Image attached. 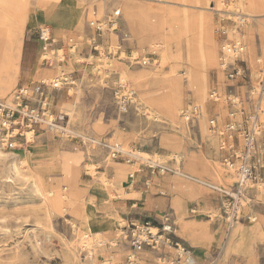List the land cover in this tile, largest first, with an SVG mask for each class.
Instances as JSON below:
<instances>
[{"label": "rangeland", "instance_id": "obj_1", "mask_svg": "<svg viewBox=\"0 0 264 264\" xmlns=\"http://www.w3.org/2000/svg\"><path fill=\"white\" fill-rule=\"evenodd\" d=\"M80 1L81 19L62 35L82 32L93 11L103 18L119 10L117 29L126 36V50L151 56V60L147 65L103 61L101 69L109 67L112 72L101 71L94 78L85 74L75 86L53 92L52 109L67 113L68 126L97 143L81 144L39 126L27 134L31 136L28 143L12 149L0 147V264H125L131 250L122 226L145 218L156 223L165 214L173 222L174 239L190 249L196 264H210L224 245L222 194L217 188H227L234 181L219 147L229 119L227 98L237 95L249 110L259 84L264 91V0ZM221 1L223 9L216 12L211 6ZM219 26L226 29V35L218 34ZM36 29L24 30L19 46L0 36V69L6 79L1 98H9L18 85L52 74V70L38 68L37 43L30 44L28 53L25 48ZM225 36L243 46L236 63L244 76L230 79L219 69V47ZM110 38L116 40L117 35ZM136 72L148 73L152 80L146 75L135 78ZM117 78L128 81L138 95L137 104L126 113L114 103L112 87ZM193 79L203 85L198 96ZM213 87L219 93L215 99L208 95ZM193 105L198 106L197 117L193 113L189 121L184 120L181 110ZM209 119L214 120L213 126ZM260 122L256 144L264 150V111ZM113 143L170 163L188 175L179 180L183 187L191 185L194 193L182 198L181 221L170 200L176 173L151 172L140 160L113 159L107 146ZM23 152L29 153L30 164L21 166L16 157ZM187 155L194 158L191 164ZM120 166L124 168L121 175L114 170ZM215 169L220 172L218 179ZM189 176L212 184L192 181ZM42 186L61 196L56 210L46 212ZM246 193L235 224L246 229L242 242L229 257L212 264H264V178L254 181ZM159 198L164 202L159 203ZM192 208L197 212L191 213ZM85 215L111 218L113 225L110 231L95 235L86 230ZM256 224L263 234L250 232ZM137 256V264H182L176 250L168 247L144 248Z\"/></svg>", "mask_w": 264, "mask_h": 264}, {"label": "built area", "instance_id": "obj_2", "mask_svg": "<svg viewBox=\"0 0 264 264\" xmlns=\"http://www.w3.org/2000/svg\"><path fill=\"white\" fill-rule=\"evenodd\" d=\"M224 4L221 1V4H212L211 7L216 12H221ZM118 15L119 10H115L113 14L99 18L93 11L82 32H71L58 37L52 34L47 25H41L36 29L35 38L40 47L37 56L38 68L52 70V74L16 86L9 98L0 97V147L12 149L19 144L28 143L31 136L27 137V134L34 132L39 126L57 130L62 136L78 140L81 144L97 143L95 138L71 129L68 126V114L53 110L51 98L53 92L75 86L85 74L94 78L101 71L112 72L109 67L101 69L103 61L108 64L107 61L118 59L124 60L128 65L150 63L151 56L126 50L124 46L126 36L117 29ZM217 32L226 35L223 26H219ZM112 34L117 35L116 40L110 38ZM242 49L240 41L229 40L226 36L220 43L218 66L230 79L244 76V69L236 63ZM263 92L259 84L249 110L243 106L237 95L231 94L227 98L230 103L229 119L225 123L224 136L219 147L224 153L225 164L232 170L234 181L227 188H217L222 194L220 209L225 224L222 245L240 218L241 202L246 190L251 183L264 178L262 171L264 150L256 144L261 125L260 115L264 111ZM112 94L114 103L121 113H126L131 106L137 104L136 90L122 78L114 81ZM208 95L211 99L219 97L218 90L214 87L209 90ZM195 111L193 105L191 109L184 108L180 113L184 120L189 121ZM209 125H214L213 119H209ZM107 146L113 159L122 157L126 162L140 160L151 172L155 170L162 173L177 172L176 168L169 165L170 163L145 158L135 150L123 148L118 143ZM175 159L177 160V157L173 155L172 162H175ZM132 175L133 173H130V177ZM196 212L195 208L191 209V213ZM122 228V235L131 250L125 264H137V254L144 248L158 247L175 249L182 264H188L192 260L190 249L174 239L173 222L168 214L156 223L149 218L130 220Z\"/></svg>", "mask_w": 264, "mask_h": 264}, {"label": "crops", "instance_id": "obj_3", "mask_svg": "<svg viewBox=\"0 0 264 264\" xmlns=\"http://www.w3.org/2000/svg\"><path fill=\"white\" fill-rule=\"evenodd\" d=\"M39 2L41 5L37 6L35 0L29 2L27 0H0V36L7 38L9 37L10 43L19 46L21 39L23 38L24 30L32 29L35 31L37 25L43 24L47 25L51 29L52 34L58 37L61 36L65 31L73 29L81 19V12L83 13V5L80 0H40ZM127 17H130V15H127ZM233 34L235 35L236 33ZM32 43H37V45H39L36 38H33L31 42H27L25 44V48L28 50L27 53L29 52L31 46L30 44ZM144 75L147 76V79L149 78V80H152L150 74L148 73L143 74L142 72H136L134 77L138 78ZM153 79H155V76H153ZM0 89L1 93H5L6 79L2 75L1 69ZM212 141L214 142V139H212ZM41 146L42 145H39V147H36L34 150L40 148ZM186 159L187 164H191L194 160L193 157L188 155ZM123 169L124 168L120 166L116 167L114 170L116 173L121 175L123 173ZM119 171H122V173ZM175 173L176 176L172 178L170 184L173 192L170 200L171 205L177 210V212H179L178 219L181 221V216L183 215L182 198L189 197L194 193V191L191 185L188 186L187 184L186 187H183L179 180L180 176L188 175L181 172L180 170H177ZM219 173V170L215 169L213 171L215 179H218ZM189 178L192 181H196L201 184H206L204 182L210 183L197 176H189ZM158 202L163 203L164 199L159 198ZM81 210H84L83 207ZM192 224V227H196V223L192 222ZM259 227L260 225L258 224L254 225L250 229V232L257 233L259 231L260 234H263ZM245 231L246 229L242 228L241 226L234 225L227 240L224 242L220 255L216 257L215 262L220 260V258L225 259L226 257H229L230 252L236 250L239 247ZM261 236L263 237V235ZM199 255V252L195 253L196 258H198ZM192 261L196 264V259L194 257Z\"/></svg>", "mask_w": 264, "mask_h": 264}, {"label": "bare ground", "instance_id": "obj_4", "mask_svg": "<svg viewBox=\"0 0 264 264\" xmlns=\"http://www.w3.org/2000/svg\"><path fill=\"white\" fill-rule=\"evenodd\" d=\"M250 16L253 17L252 15H250ZM235 33L238 36L237 30H235ZM192 84L195 86L196 95L198 96L200 94L201 90L203 89V85L198 79H193ZM194 106L196 108L194 115L197 117L198 106L197 105H194ZM205 108H206V106L203 104V109H205ZM28 154H29L28 152H23L22 154L17 155L16 159L19 161V164L21 166L23 164H25V162L30 161ZM145 158H148V157H145ZM29 164H30V162H29ZM115 168L116 167H114V169ZM119 172L122 173V171H119ZM246 195H247V193L245 192V194L242 198L241 206H242L244 199L246 198ZM40 197L42 199L41 201L45 207L46 212L49 211L50 208L56 210L61 204V196L59 195V193H55L52 190L45 188L44 186H42V188L40 190ZM83 217H84L86 230L90 233L95 234V235L110 231V229L113 225L112 219L108 218V217L107 218H105V217L104 218H97V217H90L88 215H85ZM88 234L89 233H87L85 236H89ZM192 260H193V258H192ZM192 260L189 262V264H194Z\"/></svg>", "mask_w": 264, "mask_h": 264}]
</instances>
